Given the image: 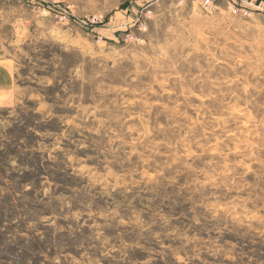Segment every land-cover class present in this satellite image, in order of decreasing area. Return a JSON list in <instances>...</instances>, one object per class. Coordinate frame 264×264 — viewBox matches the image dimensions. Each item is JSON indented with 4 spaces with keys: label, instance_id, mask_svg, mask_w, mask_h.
<instances>
[{
    "label": "rangeland",
    "instance_id": "obj_1",
    "mask_svg": "<svg viewBox=\"0 0 264 264\" xmlns=\"http://www.w3.org/2000/svg\"><path fill=\"white\" fill-rule=\"evenodd\" d=\"M0 62V264H264V0H0Z\"/></svg>",
    "mask_w": 264,
    "mask_h": 264
},
{
    "label": "crops",
    "instance_id": "obj_2",
    "mask_svg": "<svg viewBox=\"0 0 264 264\" xmlns=\"http://www.w3.org/2000/svg\"><path fill=\"white\" fill-rule=\"evenodd\" d=\"M0 62V105L7 103L14 91L13 72ZM4 63V62H3Z\"/></svg>",
    "mask_w": 264,
    "mask_h": 264
}]
</instances>
